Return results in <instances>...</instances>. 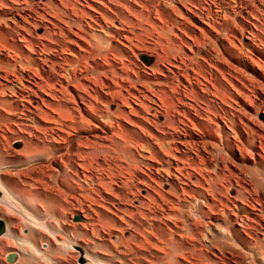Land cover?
I'll use <instances>...</instances> for the list:
<instances>
[{"label": "rangeland", "instance_id": "374dc122", "mask_svg": "<svg viewBox=\"0 0 264 264\" xmlns=\"http://www.w3.org/2000/svg\"><path fill=\"white\" fill-rule=\"evenodd\" d=\"M0 218V264H264V0H0Z\"/></svg>", "mask_w": 264, "mask_h": 264}, {"label": "water", "instance_id": "95a60500", "mask_svg": "<svg viewBox=\"0 0 264 264\" xmlns=\"http://www.w3.org/2000/svg\"><path fill=\"white\" fill-rule=\"evenodd\" d=\"M140 59L143 62H145L146 64L150 63V58L145 54L140 55ZM14 146L19 147L20 143H15ZM73 220L80 221L81 217L78 215H75L73 217ZM5 231H6V222L0 218V235L4 234ZM77 249L80 252V257H79L78 261H79V263H84L85 260H84V256H83V250L80 247H77ZM17 259H18V253L16 251H10L6 254V260L9 263H14L17 261Z\"/></svg>", "mask_w": 264, "mask_h": 264}]
</instances>
